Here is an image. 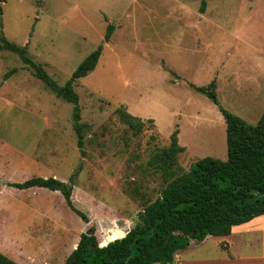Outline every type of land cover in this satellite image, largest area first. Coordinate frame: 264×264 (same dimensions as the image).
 Listing matches in <instances>:
<instances>
[{
  "label": "rangeland",
  "instance_id": "1",
  "mask_svg": "<svg viewBox=\"0 0 264 264\" xmlns=\"http://www.w3.org/2000/svg\"><path fill=\"white\" fill-rule=\"evenodd\" d=\"M0 36L25 48L59 87L101 48L95 67L72 84L87 125L82 154L74 105L0 49V249L23 264H62L89 227L98 242L131 228L163 187L147 163L172 132L184 149L177 173L204 157L226 159L223 117L191 86L213 82L219 105L251 125L264 110V0H2ZM117 109L144 121L142 133L120 123ZM32 177L70 186L88 222L58 191L5 185ZM224 239L192 240L182 262L216 254Z\"/></svg>",
  "mask_w": 264,
  "mask_h": 264
},
{
  "label": "trees",
  "instance_id": "2",
  "mask_svg": "<svg viewBox=\"0 0 264 264\" xmlns=\"http://www.w3.org/2000/svg\"><path fill=\"white\" fill-rule=\"evenodd\" d=\"M204 4V3H203ZM202 4V5H203ZM112 26H108V39ZM0 49L18 56L57 97L72 103L73 130L76 147L82 154L83 134L87 127L80 123L78 97L72 84L96 65L100 47L90 53L75 69L70 79L59 87L40 64L26 56L25 48L18 47L0 36ZM10 70L7 75L14 73ZM6 75V76H7ZM217 107L225 123L227 157L220 160L204 157L195 161L187 171L176 172V161L184 149L176 139V131L169 136L167 147L157 149L147 166L159 172L163 187L155 200L145 204L137 213L135 224L105 246L106 235L97 241L94 228L80 234L76 247L63 264H174V255L189 246L190 240L202 241L206 236H227L231 228L264 215V110L257 123L248 124L219 105L213 82L206 87L191 86ZM115 114L134 136L142 133L145 122L122 109ZM149 124L152 122L146 121ZM18 190L34 188L58 191L66 204L84 223L86 216L71 202V187L55 178L32 177L19 183H5ZM0 264H17L0 253Z\"/></svg>",
  "mask_w": 264,
  "mask_h": 264
},
{
  "label": "crops",
  "instance_id": "3",
  "mask_svg": "<svg viewBox=\"0 0 264 264\" xmlns=\"http://www.w3.org/2000/svg\"><path fill=\"white\" fill-rule=\"evenodd\" d=\"M263 71L264 65L257 68V72ZM128 230L124 231V235ZM209 237V235L206 236L199 243H204ZM224 238L223 241L217 243L215 247L217 249L216 254L211 253V255L205 257H195L188 262H182L180 252L183 250H179L174 255V264H264V215L255 217L246 223L233 226L229 235L224 236ZM191 244L192 240H190L187 248ZM75 247L76 245L73 249ZM0 253L17 264H23V259L18 258L15 253L1 249ZM47 262L46 260H42L39 264H47Z\"/></svg>",
  "mask_w": 264,
  "mask_h": 264
},
{
  "label": "water",
  "instance_id": "4",
  "mask_svg": "<svg viewBox=\"0 0 264 264\" xmlns=\"http://www.w3.org/2000/svg\"><path fill=\"white\" fill-rule=\"evenodd\" d=\"M2 0H0V3H1ZM124 236V235H123ZM123 236H120V237H117V238H114L112 240H108V241H101L100 242V246H105L107 245L108 243L112 242L113 240H116V239H119V238H122Z\"/></svg>",
  "mask_w": 264,
  "mask_h": 264
}]
</instances>
